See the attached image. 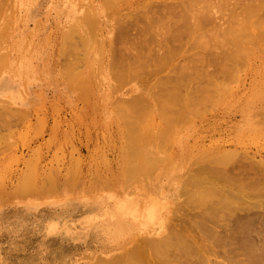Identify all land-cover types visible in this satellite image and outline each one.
Wrapping results in <instances>:
<instances>
[{
  "label": "rangeland",
  "instance_id": "1",
  "mask_svg": "<svg viewBox=\"0 0 264 264\" xmlns=\"http://www.w3.org/2000/svg\"><path fill=\"white\" fill-rule=\"evenodd\" d=\"M0 1L3 4L5 1L4 5L9 6L8 8L3 5L6 9L0 7V264H93L98 261V257L101 259V257L105 258L113 255L112 253L119 252L118 249L112 251L104 249L103 233H97V230L85 226L82 221L91 212L89 208L95 205L99 207L98 214H104L103 208L110 202L108 197L102 194L106 181L111 180L108 182L110 185L108 188L113 191V186L118 183H112L128 176L123 168L125 163L123 151L125 144L128 143L126 138L131 131L128 128L131 126L138 128L137 133L154 135V142L152 141L154 146L159 144L161 150L170 149V156H173L182 166L179 165L181 172L178 170L176 173L180 180L179 177H175V183L168 186L169 192L168 189H164L162 193L164 195L167 193L165 199L167 198L171 207H174L181 199L178 196V188L181 186V178L188 172L185 170V162L190 167L195 164L193 163L194 158H200L207 151L214 152L217 149V151H223L224 148V151L227 149L230 151L231 149L234 155H242L240 157L242 161L245 159L243 155L245 154L246 157L253 158L255 162L258 160L262 166L264 165V113L262 114L264 111V41L262 39L264 37L261 38L262 32H259L261 29L264 36V27H262L264 22L261 28L256 27L259 29L257 32L260 36L255 32V26L252 29L253 35L250 34L252 27L249 31H240L246 36L240 35L239 32L245 42L242 40V43H239L241 46L237 42L240 39H235L236 46L231 43L235 49H238L235 50L230 45L233 48L231 50L229 48L231 55H235L233 51H237L239 56H233L234 62H230L232 58H224L229 61H227L226 70L222 67L224 60L218 61L221 59L218 57L221 56L217 53L216 57L215 54L219 48L212 46L216 41L211 42L212 44L208 42V46H211L207 47L212 51L208 49L211 52H209L210 56L206 54L208 51L206 47L203 53L207 56L200 52L201 56L207 59L203 60L201 56L200 58L199 55L197 56L199 61L201 59L200 63L202 61L203 64L206 63L207 66L204 68L202 63L198 64L197 53L193 54L200 44L196 47L192 39L191 42L185 39L186 41L182 42L184 44L178 45V43L176 46L186 47L183 46L181 51L176 50V47L169 54L166 48L162 49L160 45L152 44L153 48L159 49V53L166 52L167 57L159 60L161 61L159 64L154 63V55L157 51L155 50L154 55L151 54L149 58L150 64L148 63L149 67H147L154 71V74L151 72V74L147 73L149 76H145L143 69H146L141 66L137 68L138 61L136 63L134 53L128 50L129 48L126 49L127 45H125V41L131 38L127 43L131 44L130 49L132 45L135 47L134 51L139 49L137 39L140 34L138 26L137 29L134 28L136 27L133 23L135 19L132 22L130 19L126 24L127 28H132L127 33L129 37L126 35L125 41L124 35L118 30L124 28L125 25L122 16L128 11V13L135 11L138 6L143 7L144 4L140 3L147 0H9L10 4H6L7 0ZM143 10L142 8L140 12L143 13ZM127 15L126 13L124 16L127 17ZM130 16L125 17L124 21ZM129 23L131 27L128 26ZM120 24L124 25L119 28ZM127 28L122 29V32L128 31L129 28ZM118 33L122 35L119 36L120 38L117 37ZM233 36L236 37L234 34ZM243 45L246 47L243 48ZM118 46L122 49L125 47L124 50L121 49V52H124L122 54L120 52V55H124L126 50L129 56L132 53L131 59L126 57L127 53L125 54V59L129 60L126 63L130 64L129 71L126 68L127 73H131H126L129 77H126L124 71L120 70L124 68L120 66V61L117 62L120 64L117 67H121L118 71L116 63L111 60L113 55L117 56ZM247 46L252 50L250 51ZM176 51L179 53H175ZM247 53L250 55L248 56ZM135 55H137L136 52ZM180 56L183 58L181 59ZM208 56L218 59H209ZM4 57L7 59L6 62ZM192 58L195 59L194 64ZM185 63L187 64L184 65ZM229 63H232L233 67ZM234 63H237L236 66L240 64L239 67H236ZM180 65L190 67L191 71H188L190 70L188 68V70L186 68L182 70L184 67ZM235 67V73H232ZM70 69L74 70L71 72L73 74L67 71ZM130 69L137 71L132 70L134 76L139 73L137 75L139 77L136 76L137 81L140 78L149 80L148 77L154 75L153 78L157 81L154 82L153 78H150V80L153 79V81L149 80L150 82L140 79L142 81L139 80V84L141 86L142 83H146L145 86H141L146 87L147 83L154 82L153 85L157 86L155 92L156 90L159 92L150 94L148 91L149 96L146 95V97L147 88L152 90L154 88L150 85L145 88V91H140L139 84L135 81ZM165 69L168 71L166 72ZM214 69L222 75L223 81L226 79L225 81L230 83L229 87L231 86L232 89L224 85L225 89H221L222 80L219 82L221 76L218 72L215 74ZM181 71L189 73L183 76ZM140 73H143L144 77H140ZM193 74L194 76H191ZM224 74L225 77H223ZM125 77L128 80H124ZM209 77L213 79V82ZM234 78H236L235 81ZM187 81L189 83H186ZM215 81L220 84H214ZM177 82L181 85L185 82L190 86L182 87V92L185 90L181 94L187 91L186 88L198 91L201 85L199 89L202 91V88L207 89L208 84L210 91L201 92L204 95L208 92L205 98L203 94V96L198 94L200 91L196 90H191L190 94L187 91L188 93L183 96L180 94L182 98L185 95H191V98H187L189 103L191 102L190 105L189 103L185 105V99L188 96L183 99L185 101L181 100V102L180 99L177 101L171 98L161 102V99H165L168 95L163 89L179 85ZM212 85L214 87L217 85L215 90L214 87L211 89ZM228 89L230 90L227 91ZM212 91H216L214 97L213 93H209ZM161 93L164 95L160 96ZM195 93L198 94L197 98ZM216 93L219 101H215ZM208 94L212 95L214 102L210 100L211 97ZM219 97L221 101L223 100L222 102ZM133 102L144 107H133L131 104ZM180 105L181 110L184 108L186 111H183L184 114L179 110ZM174 110L180 113H173ZM140 116H143L141 117L143 120ZM183 118L184 122L181 121ZM166 119L176 125L174 134H169L165 142L160 136L163 131L162 127L166 125ZM178 123H180L179 126ZM176 128L179 130H177L178 133ZM232 148L239 150L238 153L235 154ZM235 158L237 159L238 156ZM122 173L124 177L118 175ZM180 173L182 175H179ZM117 178L119 180H116ZM25 179H27L26 184L23 182ZM125 180L119 184L121 187L125 186ZM97 185L98 187L102 185V191L101 187L97 188ZM262 185L264 186V183ZM49 190H51L50 194L54 191L55 194L50 195ZM169 193H173L174 196ZM168 194L172 197L169 198ZM54 220L59 221L56 229L49 226V223L51 226L53 222L56 223ZM162 220L165 221L166 218L155 222L154 227L158 226ZM63 221L64 224H62ZM72 221L73 223H70ZM98 253L102 256L100 257Z\"/></svg>",
  "mask_w": 264,
  "mask_h": 264
},
{
  "label": "bare ground",
  "instance_id": "2",
  "mask_svg": "<svg viewBox=\"0 0 264 264\" xmlns=\"http://www.w3.org/2000/svg\"><path fill=\"white\" fill-rule=\"evenodd\" d=\"M3 2L5 4V1H3ZM8 2H9V0L6 1V4ZM134 3L135 2L133 1V5H134ZM4 4L1 3V1H0V7H2V9L5 8L4 6L9 8L8 5H4ZM8 4H10V3H8ZM140 4L141 5L144 4L143 7L140 6V8H139V6L138 7L135 6L138 9L135 8L136 9V10L134 9L135 11H132L133 9L130 10V11H132V12H130L131 14L128 13L129 11L127 10L128 11V12H126L128 14L127 17L130 15L131 16H130V18H128L129 20L128 19H126L127 21L125 20L126 22L124 21V19L126 17L124 15H126V13L125 14L123 13L124 14V15L122 14L123 16L121 15L122 17H124V19H123V23H125V25L123 24L124 28L125 27L127 28L126 24H127V22L130 21V19H131V22L133 19H135V21L133 20L134 21L133 23L136 24V27H134V28L137 29V26H138V30H139L138 32L140 34V36L137 39L139 49H137V48L136 49L140 50V51H137V50L134 51L135 47H133V45H132V48L130 49L131 44L128 45L127 43L130 42L131 38L129 39V41H125L127 36L129 35L127 33L130 32L129 30L132 28L131 24H130L131 22L129 23L130 25H128L131 28L128 27L129 28V29L127 28L128 31L123 30L124 32H126V34L124 32H122V29H124V28H121L118 31L121 32V33L119 32L120 34L124 35L123 37L125 39L123 37L122 38L125 41V45H127L126 49L129 48L128 50H130L131 52L134 53L133 56L136 58V63H137V61H138V63H140L139 65H138V63L136 64L137 68H138V66H141L142 68L146 69V70L143 69V71L145 72L144 73L145 76H147L148 74H151V72H153L152 74H154V71H151L150 68L148 69L147 67H149L148 65L150 64L149 58L155 50H157V51H156V53L154 52L155 55L154 54L153 55L155 57V60H157V62H155L154 59L153 60H154V63L159 64V63H161V61L159 62V60H162L163 58L167 57V54L172 52L173 49L175 50L176 47H177L176 50L181 51V49L184 45L183 46L181 45V47H178V46H176V44H178V43H179L178 45L184 44L182 42H184L183 40H185V39H187L189 41L192 39V42H194L196 44L195 45L196 47L198 46V44H200L199 47H197L199 52H198V50H196L197 52L194 51V53H193V54L197 53L196 58L198 55H199L198 57L200 58V56L202 55V54H200V52L203 53L206 51V50L203 51L205 49V47L207 48V50L210 48L209 46H211V45L208 46V42H210L209 44H212L214 41H216L215 42L216 45L214 43V45H212V46L219 48V50H217L215 52L216 49L214 47L215 50L213 52H215L216 57L218 56V54H219V56H221V57H218V58H221L218 61L224 60L225 62L223 61V63L226 66L223 64L222 67L227 68V64L229 61L225 60V59L232 58V60H230V62L231 61L234 62L233 56H235V55L239 56L237 51H233V52H235V55H231L232 53L230 50L234 48L231 45V43H234L233 45H235V43L238 42V44H239L243 40L240 35H243L244 33H241L240 31H246V30L249 31V29L252 27L250 29L252 31V33H250V34L253 35L252 29L254 28L253 26H255V29H256L255 32L257 33V35L259 34V36H260L259 32L263 33V31L261 29L259 31V29H257V28L258 27L261 28V24L263 25L262 22H264V19H263V17H264V0H233V1H231V0H147L146 2L140 3ZM131 7L133 8L134 6H131ZM141 7L144 9L143 13H142V11L140 12V10L142 9ZM77 8H78V6H77ZM0 10H1V8H0ZM133 13H135L137 15H135ZM141 15H143V17H141ZM133 17H135V18H133ZM122 26L120 24L119 28ZM132 26H134V25H132ZM262 27H264V25ZM85 31H86V29H85ZM235 31L236 32L238 31V33H236ZM257 31H259V32H257ZM239 32L241 33L240 35H239ZM229 33H231V34H229ZM232 33L236 37H234V36L232 37V35H233ZM262 33H261V35H262L261 38L264 37ZM118 34H117V37L120 38L122 35H120V34L118 35ZM199 34H201V35H199ZM236 34H238L240 36V38ZM114 35H115V33H114ZM228 35H231V36H228ZM254 36H255V33H254ZM113 38H115V37H113ZM113 38H112V40H113ZM199 38H201V39H199ZM213 38H214V40H213ZM233 38H234V40H233ZM235 39L236 40L240 39V40L236 42ZM115 40H117V39H115ZM119 40L123 41L122 39H119ZM210 40H213V41H210ZM262 40L264 41V39H262ZM113 42H112V44L115 43V42L114 43ZM247 42H249V41H247ZM122 43H119V44L122 45ZM152 44H158L162 47V49L166 48L167 50H169V52H167V54H166V52L165 53H159L160 52V51H158L159 49L153 48ZM249 44H250V42H249ZM254 44H256V43L254 42ZM71 45H72V43H71ZM125 45L123 44V46H125ZM230 45L233 48L230 47ZM244 45L242 46L243 48L246 47ZM239 46H241V45L239 44ZM249 46H247V47H249ZM71 47L72 46H70V48ZM184 47H186V46H184ZM123 48L125 49V47H123ZM178 48H180V49H178ZM200 48L202 49V51H200L201 50ZM229 48H230V50H229ZM121 49H122V47L118 46L117 50L118 51L120 50V51L119 52L117 51V56H116V54L113 55L111 60L114 61V63H116L115 64L116 67H117V65L119 66L121 64L120 66L124 67L123 68L124 70L121 67H117L116 69L119 71V69L121 68L120 70L124 71L123 72V73H125L124 75H126V77H129V76H127V74H131V73H127V72L129 71L128 67H130V64L126 63L129 60H127L125 58L130 57L132 55V53L129 51L131 53V54L129 53L130 54V56H129L127 53L128 50H126L127 54L125 53L126 54V57H125V54L120 55L124 52V51L121 52L122 50H124V49H122V50ZM132 49H133V51H132ZM142 49H143V51H141ZM209 50L207 51L206 54H209V56H210V53L212 51L210 50L211 51L210 52ZM227 50L229 52H227ZM235 50H238V49L236 48ZM249 50H250V47H249ZM179 51H176L175 53H177V52L179 53ZM135 52L137 55H135ZM114 53H116V52L114 51ZM188 54H189V52H188ZM206 54H204V56H207ZM248 54L249 53H247V55ZM178 56L179 55L177 54V57ZM204 56L203 57L201 56V58H203V60H204V58H206ZM209 56H208L209 59L215 58V57L210 58ZM114 57H117V58H114ZM193 57H195V55H193ZM242 57H244V56H242ZM182 58H183V56L181 57V59ZM218 58H215V59H218ZM4 59H5V57H4ZM129 59H131V57ZM185 59H186V57H185ZM243 59H246V58L244 57ZM6 60L7 59H5V62H6ZM189 60H191V59H189ZM197 60H198V58H197ZM197 60H196V62H197ZM118 61H120V64H117ZM122 61H125V62H122ZM179 61H180V59H179ZM193 61H195V59L192 58V63H193ZM200 61H201V59H200ZM200 61L198 62V64L200 63ZM216 61H214V62H216ZM190 62H188V63H190ZM209 62H210V60H209ZM245 62H243V64ZM186 64L187 63H185L184 65H186ZM205 64L206 63H204V64L202 63V66L204 68L207 66ZM209 64H212V63H209ZM231 64L229 63V65H231ZM236 64L234 63L235 66H236ZM68 65H70V64H68ZM184 65H182V66L180 65V66L184 67ZM229 65H228V67H230ZM238 65H240V64H238ZM168 66H170V65H168ZM195 66H199V65L195 64ZM212 66H213V64H212ZM231 66L233 67V64ZM141 67H139V68H141ZM236 67L234 69V72H232V73H235ZM70 68H72V66ZM126 68L128 71L126 70ZM185 68L187 69L188 67L185 66L182 70H186ZM226 68H225V70H226ZM188 69H190V67ZM195 69L197 70V67H195ZM72 70L73 69H70V71L69 70H67V71L69 73H71ZM130 70L131 71L133 70L134 72L136 71L134 69H130ZM202 70L205 71V69H203V68H202ZM208 70H210V69L208 68ZM133 71H132V74L134 73ZM165 71H166V69H165ZM167 71H168V69H167ZM188 71H191V69ZM188 71H186L185 73H187ZM204 71H202V72H204ZM213 71L215 72L216 70L214 69ZM230 71H232V70H230ZM230 71H228V73H230ZM207 72L209 73V71H207ZM207 72H205V73H207ZM217 72L218 71H216L215 74ZM181 73H182V71H181ZM185 73L183 72L182 75L184 76ZM211 73H212V71H211ZM71 74H73V73H71ZM77 74H78V72H77ZM141 74H143V73H140V77L141 76L144 77V74L143 75H141ZM218 74H219V72H218ZM115 75L117 76V74H115ZM137 75H139V73ZM186 75H188V74H186ZM211 75H213V73ZM131 76L132 75H130V77ZM133 76H134V74H133ZM136 76H134L135 81H137ZM183 76H181V77H183ZM189 76H190V74H189ZM191 76H194V74ZM219 76H221V79L220 80L218 79L219 82L222 80V82H220L221 84L219 83L221 85L220 86L221 89H223L225 86H228L227 88L232 89L231 86L229 87L230 83H227V81H225L226 79L223 81L224 78L222 79L221 74H219ZM126 77L124 78V80L125 79L128 80ZM138 77L139 76H137V78ZM153 77H154V75H153ZM153 77L150 76V77H148V79L150 80V78H153ZM181 77H179V78H181ZM215 77H216V75H215ZM223 77H225V74L223 75ZM229 77H231V75H229ZM232 77H234V75ZM176 78H177V76H176ZM202 78H203V75H202ZM236 78H234L233 80L235 81ZM72 79H74V76L72 77ZM75 79H78V78H75ZM129 79H131V78H129ZM140 79H143V78H140ZM153 79L155 82L156 79L155 78H153ZM153 79H151V80L153 81ZM210 79L213 82V79L212 78H210ZM132 80H134V79L132 78ZM139 80L137 81L138 84L140 83ZM144 80H146V79H143V81ZM149 80H146V82ZM206 80H207V78H206ZM140 81H142V80H140ZM154 82H152V84L147 83L148 86H146V87H150V85H152L151 88L153 87L154 89L152 90L150 88H147L145 96L146 95L149 96L147 94L148 91L150 92V94H152V93L156 94V92H159V90L158 91L156 90V92H155V89H157V86L153 85ZM180 82H183V80ZM180 82H177L179 84L177 86L175 85L172 88H164L163 89L167 92L168 95L165 97V99H161V102H163L164 100L165 101L168 100V98H171V99L177 100V101L180 99L179 101L181 102V100L185 99V97L188 96L185 99L188 102H186L185 100H183V101H185V103H186L185 105H187V103H189L188 99L191 98V95H189V94H190V91L193 89L188 90L186 88V90L189 91V94L185 95V97L182 98V96L184 94L188 93L187 91H185L184 94H181L185 90L184 89L182 92V87L185 88V86H189L188 84H186V83H189V81H187L186 83L184 82L183 83L184 85H181ZM191 82H190V85H192ZM223 82H225V83L222 84ZM228 82H229V80H228ZM207 83H209V82H207ZM215 83H217V85H219L218 82L215 81L214 84ZM226 83H227V85H226ZM201 84H202V82L200 83V85ZM142 85L145 86L146 83H142ZM213 85H212L211 89L214 87ZM217 85H215V87H217ZM223 85H224V87H223ZM138 86L140 87V91L146 90L145 89L146 87L143 86L144 87L143 88L140 86V84ZM205 86H204V88H205ZM210 86H211V84H210ZM199 87L201 88L202 85ZM199 87H198V91L196 89H194V90L199 92L200 91ZM215 87L213 88L214 90L216 89ZM208 88L210 89L209 84L207 86V89H204V90L208 91L209 90ZM230 89H228L227 91H229ZM201 90L202 91H200V93H198L199 95H202L204 93L203 88ZM217 90L221 91L220 89H217ZM201 92H203V93L201 94ZM215 92L212 91L209 93H213V97H214ZM191 93H194V92H191ZM207 93H206V95H207ZM225 93H226V91H225ZM219 94H221V93L219 92ZM139 95H140V97H142L141 96L142 93H140ZM162 95H164V94L161 93L160 96H162ZM195 95H196V93H195ZM197 95H196V98H197ZM206 95H204L203 97L205 98ZM192 96H193V94H192ZM209 96L211 97V99L209 97L207 101L208 102L210 100L213 101L212 95L210 94ZM219 96H221V95H219ZM134 97H135V95H134ZM215 97H217V93H216ZM222 97H223V95H222ZM137 98H139V97H137ZM219 98L221 101V97H219ZM200 100H205V99H200ZM200 100H199V102H200ZM216 100L219 101L218 97H217V99L215 98V101ZM136 103L133 102L131 104L133 105V107H140V108L144 107V106H138L139 104H136ZM190 103L188 105H190ZM182 105L185 107L184 104H182ZM192 105H194V104H192ZM179 107H181L179 110L182 111V114H184L183 113L184 108H183V110H181L182 106L180 105ZM187 107H189V106H187ZM192 107L193 106H190L189 108H192ZM151 109H152V106H151ZM188 110H187V112H189ZM194 110H196V108ZM174 111L175 112H173V113L178 112L176 110H174ZM184 112H186V111H184ZM178 113H180V112H178ZM191 113H192V111H191ZM263 113H264V111L262 112V114ZM141 117H143V116H140V119L143 120V118H141ZM181 121L184 122V118ZM165 123H166V125L164 127H162L163 129H161V130H163V131H162V134L160 136L162 139H164V141L167 140L169 134H174L175 125H176V124L175 125L172 124L168 119L165 120ZM179 124L180 123H178V126H179ZM128 129H131V131L128 130L130 136L128 135V137L126 138L127 140L125 139L126 142H128V143L125 144V149L123 151V156L125 159V163L123 162L124 163L123 168L125 169V171L127 173L126 176L127 175L128 176L126 178L124 177L125 172H124V169L122 168L123 171L122 170L121 171L124 173V175H123V173L118 174V175H122V177H124L126 180L124 178L121 179V177H120L121 180H119L117 178L116 180H119L120 182L115 181L116 183H112V184L118 183L117 185L113 186V191L112 190L110 191L108 188L110 186L108 182L111 181L109 179H108L109 180L108 182L107 181L105 182L106 184L104 183L103 189L101 187L102 185H100L99 186V187H101L100 190L101 189L103 190L102 194L106 195L108 197V201H110V202H109L108 206L106 205V207H104V208L102 207L104 214H98L100 211V210H98L99 207H97L96 205L94 207H91V205H90L91 208H89V209L91 210V212H89L88 216L86 218H84L82 221L85 224V226H87L89 228H94L95 230H97V233H101V232L103 233L102 234V241H103L104 249H108L109 251L118 249L119 252L112 253L113 255H109L108 257H105V258L101 257L102 255L100 256V254L98 253L99 256L101 257V259H99V257H98V259H97L98 261H96L93 264H97L98 262H99V264H264V186L262 185L264 183V167H263L264 165L262 166L260 164L261 163L260 161L256 160V162H257L256 163L255 161H253L254 160L253 158H252L253 159L252 160V159H250V157L247 156L249 159L248 160L246 155L243 153L242 154L244 155L246 162H244L245 159H243V161H242L241 160L242 158H240V157H242V155L240 154L241 156H239V154H237L239 150H236V148H234V149L232 148V149L235 150L234 152L237 155H234V153L231 151V149L229 151L227 148H226L227 151H224L225 148L223 151H217L218 149L216 151L214 150V152L213 151H211V152L207 151V152L203 153L200 156V158L199 157H197L196 159L194 158L193 160H195V161H193V163H195V164L194 165L191 164L192 166H190V167H188L186 165V162L184 159V162H185L184 166L186 167V168L185 167L184 168H185V170H188V172L186 173L184 171L186 174L183 175V177L181 178V184H180L181 186H180V188H178L179 189L178 190V196H180L179 199L180 198L181 199H180L179 203L175 204V205H177L176 207H175V205H174V207L173 206L171 207L170 202L167 200V198L165 199V195L167 193H165V195L162 193H164V189L165 190L168 189L169 185L175 183V180H176L175 177H179V176H176L177 175L176 173L180 169L179 168L180 163L173 156H170V153H169L170 149H168V151L167 150H161L160 146H158L159 144L157 146H154V143H153L154 142L153 139H155L154 135H150L147 133L143 134V133H140L139 131H138L139 133H137L136 129L138 130V128H136L135 126H131ZM177 130L178 129L176 128V132L178 133L179 130L178 131ZM171 131H173V132L171 133ZM182 144L183 143L181 142V145ZM167 148H169V147H167ZM182 148H183V146H182ZM173 149H174V147H173ZM189 150H190V148H189ZM201 150H203V149H201ZM171 152H172V150H171ZM239 153H241V152H239ZM171 155H173V153ZM183 156H185V155H183ZM183 156H182V158H183ZM235 156L236 157L238 156V158L236 159ZM181 162H182V160H181ZM263 164H264V160H263ZM188 165H189V163H188ZM180 167H182V166L180 165ZM182 174H184V173L182 172ZM182 174L180 173L179 175H182ZM112 177L113 176H111V178ZM117 177H119V176H117ZM178 179L180 180V177ZM26 180L27 179L23 180V182L25 183ZM122 180H125V183H124L125 186L124 187H123V185H122V187L119 185ZM26 183H27V181H26ZM99 187L97 185V188H99ZM177 187H178V185H177ZM110 189H111V187H110ZM50 191L51 190L48 191L49 194H50ZM52 191H54V190H52ZM54 192H51L52 194H50V195L53 196ZM168 192H169V189H168ZM173 192H175V191H173ZM179 193H180V195H179ZM169 194H172L174 196L173 193H169ZM96 195H98V193ZM181 195H183V196H181ZM171 197L172 196H170L169 198H171ZM176 197H177V195H176ZM99 205H100V203H99ZM162 218L163 219L166 218V220L165 221L162 220L160 224L158 223V226L154 227V223L159 222L160 219H162ZM64 221H66V220H64ZM64 221L62 224H64ZM78 221H79V219H78ZM55 222L56 223L53 222L52 226L49 223V226L52 227V229H56V227H57L56 224L59 223V221H55ZM70 223H73V221ZM76 223H79V222H76ZM105 252H106V250H105Z\"/></svg>",
  "mask_w": 264,
  "mask_h": 264
}]
</instances>
